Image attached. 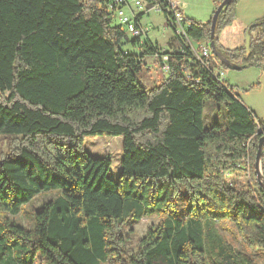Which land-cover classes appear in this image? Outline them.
Segmentation results:
<instances>
[{
    "label": "trees",
    "instance_id": "obj_1",
    "mask_svg": "<svg viewBox=\"0 0 264 264\" xmlns=\"http://www.w3.org/2000/svg\"><path fill=\"white\" fill-rule=\"evenodd\" d=\"M211 1L214 10L223 2ZM237 2L222 8L215 46L231 63L264 74V18L247 27L248 55L218 43ZM186 20L187 37L210 41L211 17ZM173 35V49L163 53L148 36L129 40L102 0H0V135L8 140L0 213L16 215L37 194L54 195L33 212L30 228L0 220V264L38 257L46 264H259L264 187L254 164L264 119L214 77L213 67L227 66L212 51L205 64L186 58L185 40ZM162 54L168 73L147 89L137 73L146 56ZM189 62L186 79L180 68ZM208 101L218 114L223 106L224 117L205 126ZM99 136L122 138L116 182L111 160L85 151V139ZM261 164L264 177V144ZM143 218L158 220L128 252L123 230ZM12 247L20 257L1 263Z\"/></svg>",
    "mask_w": 264,
    "mask_h": 264
},
{
    "label": "rangeland",
    "instance_id": "obj_2",
    "mask_svg": "<svg viewBox=\"0 0 264 264\" xmlns=\"http://www.w3.org/2000/svg\"><path fill=\"white\" fill-rule=\"evenodd\" d=\"M181 4V12L183 15L185 14L189 19L194 20L196 22L205 23L209 20L212 15V12L215 8L213 2L211 0H179ZM141 23L143 25H147L150 27V31L148 33V38L153 43L159 47L163 51L164 49H170L174 47V40L171 38V34L169 31H163L162 26L164 23V15L162 12H150L149 14H144L141 18ZM131 40V38H129ZM246 44V36L245 42L243 43V47L245 48ZM125 50L132 52L133 54H140L138 46L126 45L123 47ZM145 66H143L142 70L137 73V77L145 88H151L157 85L162 79L167 75L168 72H164L160 66V59L157 56H146ZM251 68L247 67L242 70H233L226 68L223 70L225 73L226 83L229 85L230 81L227 78L229 74H237L240 76L248 73ZM231 84V83H230ZM217 105L211 101H208L205 105L203 111V121L205 126H208L210 122H220L223 120V106H220V113L218 114ZM260 135V134H259ZM261 136V135H260ZM7 142L3 135H0V158L4 156V154L8 151ZM85 151L93 156V157H108L111 160V166L108 171V176L113 181L118 180V176L121 171V154H122V138L121 137H109V136H99V137H87L84 142ZM262 164L260 159L259 171L262 173ZM248 168V167H247ZM232 180L237 181L239 184H245L246 176L238 178L232 177ZM264 178V177H263ZM54 197L51 192H42L34 196L28 203L22 206L20 212L16 215H12L6 212L0 213L1 223L3 221H7L8 223H15L22 225L26 228H30L32 226V215L33 212L40 209L41 205L44 202L49 201ZM157 218H143L139 223L132 226V228L127 227L123 230V234L128 237V242L126 244V250L128 252H134L136 249L137 242L139 238L146 232L148 227L152 224L157 223ZM4 224V223H3ZM0 231H3V227L0 226ZM223 234L226 238L232 239L233 236L230 232L223 231ZM7 237H9L7 235ZM9 239V238H8ZM20 252L15 247L10 249V254L3 255L1 263H4L12 258L13 260L17 257H20ZM259 264H264V257L259 259ZM33 264H46L39 257L34 261ZM110 264V263H105Z\"/></svg>",
    "mask_w": 264,
    "mask_h": 264
},
{
    "label": "built area",
    "instance_id": "obj_3",
    "mask_svg": "<svg viewBox=\"0 0 264 264\" xmlns=\"http://www.w3.org/2000/svg\"><path fill=\"white\" fill-rule=\"evenodd\" d=\"M105 9L112 13L115 23L120 26L128 38L141 44L147 37L150 27L141 23L142 16L150 12H162L164 15L163 31H169L172 35L176 33L185 40L188 48L187 55L194 57L199 62L206 63L211 56L209 41H196L187 37V30L191 24L181 13L179 0H102ZM167 14V17H165ZM174 36V35H173ZM163 53V51H162ZM190 60V58H188ZM160 66L164 72H168V56H160ZM190 62L180 68V72L186 79H191L192 69ZM212 73L219 81L225 80L223 70L213 67Z\"/></svg>",
    "mask_w": 264,
    "mask_h": 264
},
{
    "label": "crops",
    "instance_id": "obj_4",
    "mask_svg": "<svg viewBox=\"0 0 264 264\" xmlns=\"http://www.w3.org/2000/svg\"><path fill=\"white\" fill-rule=\"evenodd\" d=\"M183 16L189 19L185 14ZM262 18H264V0H238L234 20L219 32L218 43L228 50L243 47L247 27ZM171 38H173L172 34ZM249 68L250 71L243 76L234 73L227 75L231 83L229 85L241 104L256 119H264V74L259 68Z\"/></svg>",
    "mask_w": 264,
    "mask_h": 264
},
{
    "label": "water",
    "instance_id": "obj_5",
    "mask_svg": "<svg viewBox=\"0 0 264 264\" xmlns=\"http://www.w3.org/2000/svg\"><path fill=\"white\" fill-rule=\"evenodd\" d=\"M230 0H223V2L213 11V14L211 16V25H210V47L212 50V53L216 56V58L223 64L227 66L229 69L233 70H242L244 67L231 63L229 60H227L216 48L214 38H215V25L217 18L222 10L223 7L228 5ZM249 33L247 31L246 33V44H245V51L246 55H248V48H249ZM258 134H260V138L258 139L257 144V150H256V156H255V173L257 176L258 181L261 183V185L264 187V178L261 175V172L259 171V165H260V159H261V153H262V146L264 144V133L262 131H258Z\"/></svg>",
    "mask_w": 264,
    "mask_h": 264
}]
</instances>
